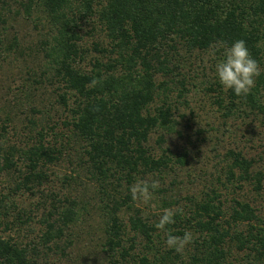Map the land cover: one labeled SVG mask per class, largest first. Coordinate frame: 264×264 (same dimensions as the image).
Masks as SVG:
<instances>
[{
  "label": "trees",
  "instance_id": "16d2710c",
  "mask_svg": "<svg viewBox=\"0 0 264 264\" xmlns=\"http://www.w3.org/2000/svg\"><path fill=\"white\" fill-rule=\"evenodd\" d=\"M18 20L35 22L34 51L18 38ZM241 39L262 70L255 88L243 98L219 80L208 89L224 116L264 120V0H0V264H52L50 253L67 255L85 208L73 190L83 179L95 185L105 216L107 264H264V219L250 199L232 197L228 206L216 188L186 196L168 229L190 231L194 242L178 254L129 190L187 164L185 153L165 145L178 132L168 95L188 90L181 51L224 58L223 45ZM155 131L160 155L148 144ZM227 159V182L262 190L264 167L232 150ZM26 194L39 198L41 227L20 241L4 233L31 222L32 210L19 206ZM160 201L178 204L176 196Z\"/></svg>",
  "mask_w": 264,
  "mask_h": 264
},
{
  "label": "rangeland",
  "instance_id": "374dc122",
  "mask_svg": "<svg viewBox=\"0 0 264 264\" xmlns=\"http://www.w3.org/2000/svg\"><path fill=\"white\" fill-rule=\"evenodd\" d=\"M35 16L36 13L32 15L33 20ZM33 20H18L14 27L18 31L21 43L24 46L31 44L32 51L36 49L40 39L39 30L34 29ZM86 43L89 44L88 39ZM181 53V70L185 74L188 90L183 97L177 95V88H173L168 95L167 101H170L174 117L178 121V132L170 134L165 145L173 153H185L187 164L184 166L173 164L161 179L156 176L147 177L149 182L159 180V189L165 192L155 191L150 202H136L135 205L145 217L159 219L163 209L175 210L179 205L183 207L186 204V196L200 197L203 192L216 188L222 193L221 199H224L228 206L232 197L250 199L264 219V185L262 190L256 193L248 182H242V187L239 188L235 185L238 182L233 183L234 185L227 182L225 175L229 150L240 152L246 158L253 159L256 168L264 167V120L253 115L244 116L241 111L224 116L222 114L224 110L214 102L216 93L208 87L218 80L215 66L223 58L212 51H181ZM40 56L42 57L41 54ZM85 65L89 67L88 59ZM15 73L21 79L25 75L24 72H20L19 67L16 68ZM160 80L161 77H157V81ZM17 84V81L10 83L11 87ZM160 103L161 100L156 99L153 105ZM156 137V131L151 133L148 144L154 155H160L161 150L155 141ZM66 165L67 163L65 167ZM12 184L13 182L10 183ZM73 190L77 195L75 198L78 205L85 206L80 210V220L72 230L74 243L66 251L67 255L50 253L48 259L52 264H107L100 246L103 241L105 216L98 208L100 204L97 189L91 182L83 179L82 184L75 186ZM175 196L178 199L177 205L171 206L172 203L163 204L160 201L162 198L169 201ZM38 199L37 195L29 194L21 197L19 206L29 213L32 210L31 222L28 223V227L16 223L17 228L21 226L19 229H7L4 234L18 238L20 241L30 240L35 236L41 227L38 223L41 209L36 208L35 205ZM120 215L126 222L128 217L126 212L121 211ZM13 216L14 214H11L10 219Z\"/></svg>",
  "mask_w": 264,
  "mask_h": 264
},
{
  "label": "clouds",
  "instance_id": "9594fccd",
  "mask_svg": "<svg viewBox=\"0 0 264 264\" xmlns=\"http://www.w3.org/2000/svg\"><path fill=\"white\" fill-rule=\"evenodd\" d=\"M223 48L224 58L215 66L218 80L226 91H233L237 97H247L256 86V80L261 75V67L244 40H237L231 46L223 45ZM99 82L93 79L91 83L95 86ZM159 188V180L149 182L147 179H138L129 190L133 202L148 203ZM177 214L183 215V209H163L155 228L165 232L166 245L169 249L183 254L186 247L194 242V237L190 231H185L182 236H176L168 229L169 225L175 223Z\"/></svg>",
  "mask_w": 264,
  "mask_h": 264
}]
</instances>
